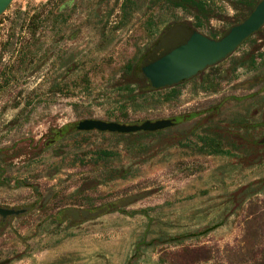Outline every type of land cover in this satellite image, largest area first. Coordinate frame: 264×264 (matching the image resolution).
Here are the masks:
<instances>
[{"label":"rangeland","instance_id":"1","mask_svg":"<svg viewBox=\"0 0 264 264\" xmlns=\"http://www.w3.org/2000/svg\"><path fill=\"white\" fill-rule=\"evenodd\" d=\"M240 9L213 0L198 32L218 39ZM174 21L193 16L167 0H13L0 15V208L25 210L0 218V264H264V25L148 93L124 66ZM85 119L173 125L76 130ZM91 207L106 212L62 220Z\"/></svg>","mask_w":264,"mask_h":264},{"label":"water","instance_id":"2","mask_svg":"<svg viewBox=\"0 0 264 264\" xmlns=\"http://www.w3.org/2000/svg\"><path fill=\"white\" fill-rule=\"evenodd\" d=\"M13 0H0V15ZM264 25V0H260L252 12L241 23L228 28L216 40H212L198 31L182 26L165 52L148 70L146 77L153 89L173 87L190 79L205 68L215 65L234 50L248 37ZM36 69V68H35ZM170 120L144 121L139 125H125L94 119L79 121L78 131H98L114 134H132L137 132H156L172 126ZM24 209L0 208V218L18 216Z\"/></svg>","mask_w":264,"mask_h":264},{"label":"trees","instance_id":"3","mask_svg":"<svg viewBox=\"0 0 264 264\" xmlns=\"http://www.w3.org/2000/svg\"><path fill=\"white\" fill-rule=\"evenodd\" d=\"M231 1H235L236 4H239L241 9L239 15L237 16V19H235L233 23L229 25L228 28L241 23L245 18H247V16L252 12L254 7L260 0H231ZM211 2H213V0H167V3L170 8L181 9L191 13L193 16V23L191 25H188L174 21L172 23L167 24V26H165L164 29L160 32L159 36L144 52L137 53V55L133 57L131 61L124 66L123 70L125 74L132 75L136 81H142L144 83L143 88L147 89L146 92L148 93L161 92L164 91L165 89H168V88H162L157 90L153 89L149 84V81L146 77V73L165 52L166 48L174 39L176 32L179 30L180 27L186 26L196 31L201 30L203 28V21L201 19L207 17L206 16L207 11ZM126 7L128 6L125 3L123 13L127 12L128 8ZM222 34L223 32L220 34V36ZM209 38L212 40H216L213 39V37H209ZM132 85L135 84L127 85L130 93L129 97L135 98L136 96L133 95L134 91L131 90ZM173 87H171V89H173ZM137 96H140V94H137ZM169 97L165 96L163 99L168 100ZM61 133H64V129L58 130L56 134H61ZM140 133L142 132H138L135 134L138 135ZM201 149H203V151H205L207 154L224 153V151H221L219 144H217L214 140L211 139H207L203 141V145ZM101 154L103 157L108 156L107 152H102ZM127 203L128 202H115V205L121 210ZM105 212L106 210H104L103 207L102 208L91 207L86 210H80V212H77V210L74 209H65L60 213L62 215L61 217H63L62 220L71 219L70 220L71 222H77V221L83 222L93 217L99 216Z\"/></svg>","mask_w":264,"mask_h":264},{"label":"flooded vegetation","instance_id":"4","mask_svg":"<svg viewBox=\"0 0 264 264\" xmlns=\"http://www.w3.org/2000/svg\"><path fill=\"white\" fill-rule=\"evenodd\" d=\"M9 5H10V4H9ZM6 9H7V8H6ZM6 9H5V10H6ZM5 10H4V11H5ZM255 33H256V32H255ZM255 33H254V34H255ZM251 36H252V35H251ZM248 38H249V37H248ZM248 38H247V39H248ZM244 41H245V40H244ZM244 41H243V42H244ZM187 80H188V79H187ZM184 81H186V80H184ZM184 81H182V82H184ZM182 82H180V83H182ZM180 83H179V84H180ZM176 85H178V84H176ZM174 86H175V85H174ZM167 88H170V87H167ZM75 126H76V125H75ZM75 129H76V128H75Z\"/></svg>","mask_w":264,"mask_h":264}]
</instances>
